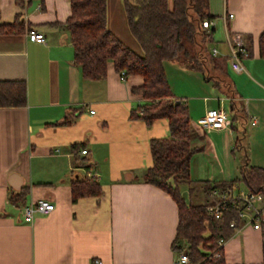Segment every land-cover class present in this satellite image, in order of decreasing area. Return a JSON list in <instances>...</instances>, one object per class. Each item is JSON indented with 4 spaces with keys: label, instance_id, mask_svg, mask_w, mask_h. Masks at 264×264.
Instances as JSON below:
<instances>
[{
    "label": "crops",
    "instance_id": "0c3cea01",
    "mask_svg": "<svg viewBox=\"0 0 264 264\" xmlns=\"http://www.w3.org/2000/svg\"><path fill=\"white\" fill-rule=\"evenodd\" d=\"M208 11L215 16V44L209 49L227 57L228 79L246 115L248 164L264 168V57L259 52L264 0H208ZM69 15V0H0V27L16 16L23 22L20 32H0V80L26 83L24 105L0 107V264H177V204L141 178L152 164L150 140L170 135L168 121L157 118L146 124L130 116L145 102L132 93L141 76L122 79L109 62L105 78H82L63 27ZM106 26L143 55L129 32L122 0H106ZM29 31L42 33L45 41L29 40ZM233 34L243 37L247 50L239 73L228 63L227 37ZM164 71L173 94L185 102L196 136L192 144L198 148L189 159L192 184H180L184 198L193 202L204 193L195 183L239 177L244 149L235 142L241 127L236 122L237 129L198 130L195 120L209 109L223 107L231 119L228 95L201 73L175 62L166 61ZM73 109L74 119L68 114ZM66 116L68 124L62 123ZM256 145L260 152L252 155ZM87 169L99 174L100 194L73 200L71 183ZM21 191L25 199L16 206L9 196ZM39 198L53 203V210L25 220L23 208ZM262 246V233L241 220L223 241L224 260L262 263Z\"/></svg>",
    "mask_w": 264,
    "mask_h": 264
},
{
    "label": "trees",
    "instance_id": "16d2710c",
    "mask_svg": "<svg viewBox=\"0 0 264 264\" xmlns=\"http://www.w3.org/2000/svg\"><path fill=\"white\" fill-rule=\"evenodd\" d=\"M23 0H16L22 4ZM70 15L63 27L73 49V63L80 68L84 80L105 78L107 65L127 75L142 77L140 86L132 88V93L145 101L131 111V117L141 118L150 124L157 118H166L169 136L152 138L150 152L152 164L146 168L141 178L167 192L176 202L178 223L173 241L176 252L187 243V254L194 264H228L224 260L218 239H227L234 232L229 226L241 223L239 204H227L220 219H214L207 212V206L214 203H193L181 193L180 184L188 179L189 159L197 148L192 144L196 138L190 124L185 102L176 97L168 84L164 63L171 61L202 74L205 80H212L226 92L230 99V125L241 129L235 146L244 150L239 166V177L230 182H197L204 194L214 188L231 194L236 183H242L248 192H261L264 195V168L248 164L245 121L246 115L228 79L227 57L213 55L209 44L213 42V28H204L202 21L213 20L208 11V0H122L130 34L138 42L143 55L139 56L124 45L106 26V0H69ZM22 19L15 17L13 23L2 25L0 32H20ZM259 52L264 57V31L259 37ZM26 103V83L23 80H0V107L22 106ZM77 109L70 110L72 119ZM70 118V117H69ZM64 117L62 123L71 119ZM72 147H75L73 145ZM89 167V166H86ZM137 179V178H134ZM72 199L86 195L100 194V185L93 178L83 176L71 183ZM26 192L9 196V201L19 206ZM208 195V196H209ZM213 197V196H212ZM214 198V197H213ZM218 252V256L214 253ZM264 264V240L262 246Z\"/></svg>",
    "mask_w": 264,
    "mask_h": 264
},
{
    "label": "built area",
    "instance_id": "2783aa9c",
    "mask_svg": "<svg viewBox=\"0 0 264 264\" xmlns=\"http://www.w3.org/2000/svg\"><path fill=\"white\" fill-rule=\"evenodd\" d=\"M229 18L233 16L232 13H228ZM202 26L204 28H213L215 26L214 20H204L202 21ZM27 38L31 41L44 42L45 37L42 33L37 31L27 32ZM227 42L229 46L228 53V63L229 67L234 72H241L243 70L242 58L247 55V50L245 47V41L240 34H233L232 36L227 37ZM213 55H217V49L215 47L211 48ZM120 77L123 79L125 77V72L121 71ZM93 110H90L92 113ZM195 127L198 130L204 129H222L230 125V116L228 111L223 107H217L209 109L205 114L199 117L194 122ZM86 149H81L80 154H86ZM84 175L96 180L99 177V174L93 172L89 169L84 171ZM236 185L233 186V189ZM211 195L215 198L214 203L207 206V212L214 219H220L223 210L228 203L231 205L239 204L241 206L238 215L241 220L245 223L251 224L252 228L258 230L262 233L264 240V195L261 192H248L242 191L239 189V192L236 194L228 195L226 192H220L217 188H214L211 191ZM54 204L50 201L39 198L34 203L30 204L23 208V217L25 220L29 221L32 219L35 213L47 214L53 210ZM229 226L237 228L234 222H230ZM224 239H218L217 243L219 247H222ZM187 244L183 241L181 245V250L177 252V264H194L191 262L187 254ZM219 253L215 252L214 256H218ZM96 264H100V261L95 260Z\"/></svg>",
    "mask_w": 264,
    "mask_h": 264
},
{
    "label": "rangeland",
    "instance_id": "374dc122",
    "mask_svg": "<svg viewBox=\"0 0 264 264\" xmlns=\"http://www.w3.org/2000/svg\"><path fill=\"white\" fill-rule=\"evenodd\" d=\"M213 43V42H212ZM211 43V44H212ZM213 44H215V42L213 43ZM260 152V147L259 146H252V148H251V153H252V155L254 154H257V153H259ZM247 154H250V151H248V148H247ZM254 161H256V158H254ZM255 164H256V162H255ZM195 186H197L198 187V185H195ZM239 187H238V189H235V192H239V189L241 190H244V191H247V189H246V187H245V185L244 184H240V185H238ZM209 194H202V192L200 193V195H198V197L197 198H194V200H193V203H203V202H209L210 201V199H212V200H215V198H213L212 196H208Z\"/></svg>",
    "mask_w": 264,
    "mask_h": 264
}]
</instances>
